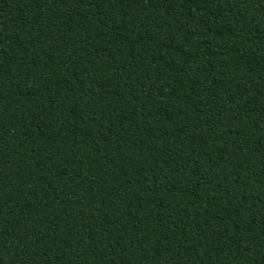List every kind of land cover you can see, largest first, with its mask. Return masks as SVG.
Instances as JSON below:
<instances>
[{
    "label": "trees",
    "instance_id": "16d2710c",
    "mask_svg": "<svg viewBox=\"0 0 264 264\" xmlns=\"http://www.w3.org/2000/svg\"><path fill=\"white\" fill-rule=\"evenodd\" d=\"M0 264H264V0H0Z\"/></svg>",
    "mask_w": 264,
    "mask_h": 264
}]
</instances>
